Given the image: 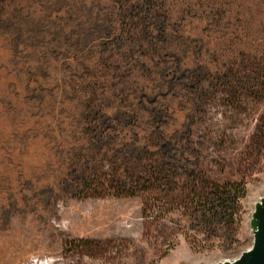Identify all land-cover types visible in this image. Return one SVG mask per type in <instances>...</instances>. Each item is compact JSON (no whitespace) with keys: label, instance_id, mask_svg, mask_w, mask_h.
I'll return each instance as SVG.
<instances>
[{"label":"rangeland","instance_id":"374dc122","mask_svg":"<svg viewBox=\"0 0 264 264\" xmlns=\"http://www.w3.org/2000/svg\"><path fill=\"white\" fill-rule=\"evenodd\" d=\"M263 195L264 0H0V264L233 259Z\"/></svg>","mask_w":264,"mask_h":264},{"label":"trees","instance_id":"16d2710c","mask_svg":"<svg viewBox=\"0 0 264 264\" xmlns=\"http://www.w3.org/2000/svg\"><path fill=\"white\" fill-rule=\"evenodd\" d=\"M131 163L133 167L136 166V161L134 160V158H132ZM144 180V178L140 180L132 179L131 184H133L135 187H141L142 183L146 182V180ZM107 182L108 185H106L105 181L103 182V180H100V184L102 186L101 188L105 189L104 192L107 190V186H109L110 191H114V195L116 196H135L136 194L135 192L130 193V191H127V181L123 180L120 174L115 175V179H112V181L108 180ZM206 188H204V192L205 194L207 193V195L203 199L205 200L204 208H207L205 210V214L218 216L222 211L224 215L228 214L229 220L233 225L238 223V221L236 220V215L240 209V202L236 198V196L232 195L233 191H239V189H237V186L235 184L225 183L223 185L212 184L210 187ZM102 195L103 193L97 192V196Z\"/></svg>","mask_w":264,"mask_h":264},{"label":"water","instance_id":"95a60500","mask_svg":"<svg viewBox=\"0 0 264 264\" xmlns=\"http://www.w3.org/2000/svg\"><path fill=\"white\" fill-rule=\"evenodd\" d=\"M249 223L254 236L252 246L236 258L213 264H264V195L255 203Z\"/></svg>","mask_w":264,"mask_h":264}]
</instances>
